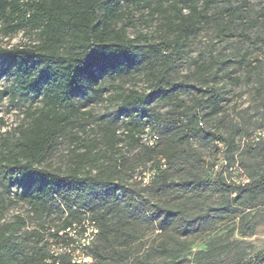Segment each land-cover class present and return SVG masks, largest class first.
<instances>
[{
    "label": "rangeland",
    "instance_id": "obj_1",
    "mask_svg": "<svg viewBox=\"0 0 264 264\" xmlns=\"http://www.w3.org/2000/svg\"><path fill=\"white\" fill-rule=\"evenodd\" d=\"M189 1L121 0L116 25L135 41L134 61L122 62L113 74L98 71L97 87L102 93L88 90L75 99L80 109L77 120L40 168L64 170L71 151L83 152L84 145L101 142L104 133H116L118 147L132 157L141 148L129 133L140 138V144L153 145L155 133L172 121L187 136L180 148V179L198 176L214 181L220 176L216 172H221L228 181L239 180V167L248 170L258 159L263 146L257 141L264 130V0L217 1L209 10L210 23L199 26L177 46V30L166 22L176 9L186 15ZM203 6L204 0H199V7ZM226 9L237 13L230 22ZM216 21L222 25L217 27ZM35 41V35L23 32L0 35V46L6 49ZM153 46L161 56L151 53ZM15 72V67L0 62V158L7 141L14 142L18 128L28 123L26 114L41 107L42 83L26 93ZM158 87L161 90L145 105L124 108L123 94L149 95ZM213 93L218 95L215 104L209 100ZM221 138L235 141L228 160ZM233 162L240 166L230 167ZM157 174L152 163L143 164L127 180L146 214L126 208L125 202L121 208L102 206L113 199L104 190L88 195L95 214L108 209V221L121 218L127 225L130 242L126 246L114 243L108 264H230L250 261L264 251V203L238 206L219 191L197 194L180 185L166 191ZM1 180L0 174V225L24 221L18 235L28 253L36 245L48 250L47 243L50 251L62 253L52 244L48 229L62 226L67 216L59 208L65 211V207L57 206L51 216L37 214L20 198L22 186L16 185L7 195ZM165 202H170L174 219L161 224L151 210ZM179 219L197 221L198 226L185 228ZM30 231H38L39 238L28 237Z\"/></svg>",
    "mask_w": 264,
    "mask_h": 264
},
{
    "label": "trees",
    "instance_id": "obj_2",
    "mask_svg": "<svg viewBox=\"0 0 264 264\" xmlns=\"http://www.w3.org/2000/svg\"><path fill=\"white\" fill-rule=\"evenodd\" d=\"M217 1L220 0H204L201 9L199 0H190L186 15L182 9L175 10L173 19H167L166 24L177 30V46L199 26L210 23L209 10ZM120 4L121 0H0V35L13 37L23 32L36 36L33 44L9 49L0 46V62L15 67L16 81L26 93L42 83L38 94L41 107L26 114L28 123L18 128L14 142L7 141L1 155L0 174L5 194L9 195L16 185L22 186L20 198L37 214L51 216L57 206L65 207V211L59 208L60 213L67 216L62 226L57 230L48 229L52 244L59 248L72 242L66 233L68 228L80 226L85 221L94 223L99 232L86 251L93 264H108L115 253L114 243L126 246L130 240L124 221L121 218L116 222L108 221V209L100 215L95 214L88 195L95 189L104 190L112 193L113 199L102 206L121 208L125 202L126 208H137L146 214L127 185L131 173L143 164L152 163L166 191L180 185L197 194L219 191L238 206L264 203V138L258 139L257 143L263 148L248 170L236 162L230 163V167L240 166L239 170L249 180L246 184L233 185L221 172H216L220 176L214 181L198 176L180 179V148L187 136L174 121L155 133L157 140L153 145L140 144L141 139L129 133V138L141 148L132 157L124 155L118 147L116 133H104L101 142L84 145L83 152L71 151L64 170L40 168L77 120L80 109L75 99L86 95L88 90L102 93L97 87L98 71L113 74L122 62L134 61L135 41L129 40L125 30L116 25ZM225 12L229 22L237 15L230 9ZM216 24L219 27L222 22L216 21ZM151 53L161 56L155 46L151 47ZM160 90L158 87L149 95L123 94L124 108L143 106ZM209 100L215 104L218 95L213 93ZM77 135L74 133L72 138L78 143ZM220 140L224 146L223 155L228 160L236 147L235 141ZM177 177L179 182L175 181ZM151 212L158 214L161 224L174 219L170 202L156 205ZM90 213L91 217H87ZM178 222L185 228L198 226L197 221L179 219ZM23 226L21 220L0 225V264H72L65 254L53 256L49 243L48 250L36 245L28 253L26 242L18 235ZM26 235L39 238L38 231ZM230 264H264V251L250 261L237 260Z\"/></svg>",
    "mask_w": 264,
    "mask_h": 264
},
{
    "label": "built area",
    "instance_id": "obj_3",
    "mask_svg": "<svg viewBox=\"0 0 264 264\" xmlns=\"http://www.w3.org/2000/svg\"><path fill=\"white\" fill-rule=\"evenodd\" d=\"M260 138H264V130L263 133H260ZM237 178L239 180H234L232 178V181H229V183H232L233 185H240L249 182L247 177L239 169ZM98 232L99 230L95 224L90 223L89 221L83 222L80 226L74 225L66 230V233L72 239V242L62 249L59 248L62 253L53 249L51 254H53L56 258L61 254H65L70 258L72 264H90L92 262V258L86 251L96 240Z\"/></svg>",
    "mask_w": 264,
    "mask_h": 264
}]
</instances>
